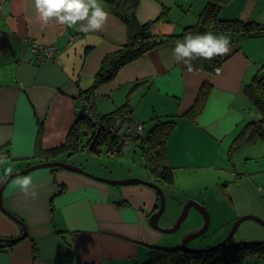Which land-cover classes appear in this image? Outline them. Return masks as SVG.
<instances>
[{
	"label": "crops",
	"instance_id": "obj_1",
	"mask_svg": "<svg viewBox=\"0 0 264 264\" xmlns=\"http://www.w3.org/2000/svg\"><path fill=\"white\" fill-rule=\"evenodd\" d=\"M213 2L139 0L136 16L141 25L154 23L149 32L152 36H179L196 25L205 7ZM99 3L109 13L108 19L99 30L82 31L87 20L69 27L53 17L45 24L35 0H0V186L9 175L8 168L13 173L51 161L83 168L104 179L152 181L147 170L141 175L134 169L135 162L126 158L113 170L109 165L116 160L100 157L84 166L76 152H55L65 145L69 130L79 121L84 93L103 59L126 41L124 24L103 0ZM216 17L262 24L264 0H222ZM208 32L230 38V51L215 56L221 61L215 73L205 70L207 59L202 57L190 63H185L187 58L177 60L174 49L184 39L175 38L123 66L111 82L95 89L94 109L99 116L107 115L127 104L133 121L148 123V129L156 123L155 118L175 120L165 141L171 167L180 155H193L197 149H205L200 156L212 155L215 147L222 156L231 151L233 166L241 153L237 150L243 148L245 158L243 163L240 158L238 161L244 170L236 175L240 182L250 180L237 186L243 199L238 204L239 215L264 220V142L253 137L237 144L243 139L245 126L255 119L249 113L253 104L243 90L255 76L264 81V35L242 37L219 29ZM34 43L54 45L55 57L37 62L31 49ZM203 85L208 86L205 101L190 115ZM81 149L84 147L78 151ZM136 150L126 154L133 157ZM102 152L107 159L112 158ZM248 162H253L251 168ZM22 177H31L35 197L25 195L14 183ZM1 201L27 234L10 244L9 252L0 249V264H143L163 239L148 225L157 196L143 185L114 186L61 168H40L13 178ZM167 227L171 226H162ZM22 230L0 210V238L15 239ZM252 230L255 239L264 241L263 228Z\"/></svg>",
	"mask_w": 264,
	"mask_h": 264
},
{
	"label": "trees",
	"instance_id": "obj_2",
	"mask_svg": "<svg viewBox=\"0 0 264 264\" xmlns=\"http://www.w3.org/2000/svg\"><path fill=\"white\" fill-rule=\"evenodd\" d=\"M109 11L117 17L126 28V41L116 52L107 55L93 78L91 87L84 93L86 97H92L95 89L111 82L117 72L125 65L139 59L149 50L165 41H174L175 38L184 39L186 35L205 34L208 29L228 31L242 37H253L264 35V23L241 22L238 19L220 20L216 17L218 3L222 0H214L209 3L201 14L199 22L188 27L179 36H165L163 38L152 36L151 25L154 23L139 24L136 16L139 0H103ZM157 18L155 22L159 21ZM215 28V29H214ZM218 58L207 59L205 70L208 73H215L219 66ZM208 86L203 85L198 96L191 107L189 114L198 112L207 96ZM244 94L251 101L258 113L256 121L251 120L241 132L243 139H238L240 145L253 137L260 138L264 142V81L255 76L252 81L245 85ZM126 116L117 126L115 120ZM79 121L69 130L65 145L55 150L60 152H77L82 148L84 137L92 153H100L101 150L109 151L108 157L123 155L120 151L119 138L122 135L128 137L130 131L128 126L133 119L128 114V105L124 104L114 112L107 115L91 116L85 113L84 107L80 112ZM156 123L146 129L142 125L140 136L128 137L130 142L141 149L144 157V166L151 176L153 183L163 190V187H171L174 183V169L168 164L165 141L176 124L175 120L155 118ZM114 125V127H113ZM126 125V128H124ZM108 126L107 130L103 127ZM124 131L127 133L121 132ZM39 153L40 148L35 150ZM202 237V236H201ZM200 237V238H201ZM241 243L239 245H227L211 252L198 255H187L179 249L154 248L146 264H242L251 257L260 260L264 264V241Z\"/></svg>",
	"mask_w": 264,
	"mask_h": 264
},
{
	"label": "rangeland",
	"instance_id": "obj_3",
	"mask_svg": "<svg viewBox=\"0 0 264 264\" xmlns=\"http://www.w3.org/2000/svg\"><path fill=\"white\" fill-rule=\"evenodd\" d=\"M250 110L251 112L249 113L255 117L254 121H256L258 115L256 114L255 107L252 106ZM144 126L146 129L149 128L148 123H145ZM124 128H126V125H124ZM124 128L121 131L122 133ZM124 133L126 132L124 131ZM83 147L84 149L77 151L76 155L84 166L97 162L96 159L101 157L100 159H105L107 161L116 160V162L109 165L110 169L116 170L120 166L118 161L122 158H126L129 163L132 162L134 164L135 162L134 169H136L137 172H140L141 175L146 174V168L144 163L141 162V152L138 147L135 148L131 145V148L137 149L136 152L132 154L134 155L133 157L126 154L129 152H124L123 155L109 159L105 157L103 152H100L101 154L99 155L92 154L85 139H83ZM215 149L212 155L206 154L200 156L199 154H202L205 149H197L193 155H180L184 158L179 157L180 160L177 161L175 167H172L174 168L173 185L171 187H163L165 208L158 221L159 227L164 225L172 226L181 214L185 204L189 201L196 202L203 206L209 214L210 223L207 231L201 238L192 240L188 243L191 249H206L217 244L228 235L233 223L238 218L246 216L239 215L238 204L239 202L241 203L243 199L240 194V189L237 186H242L244 183L243 181H249L250 178L240 182V179L236 175V173L238 175L243 173L244 167L238 160L239 158L242 159L241 162L243 163L245 150L243 148L237 150V152L240 151L241 153L237 155V162H234L236 167L234 168L232 162L229 161L230 158L232 159L231 151L229 153L226 151L225 156H222L223 152L217 154ZM248 165H250L251 168L253 162H248ZM129 166L133 168V165L129 164ZM202 226L203 216L199 211L192 208L188 211L186 219L182 222L177 231L174 233L162 234L163 239L160 241L157 248L178 249L181 246V241L184 236L198 231ZM254 227L261 226L253 220L243 221L226 244L227 247L239 245L241 243L260 242L255 239L256 237L252 230ZM262 263L263 262L260 260L251 257L242 264ZM143 264H146V262Z\"/></svg>",
	"mask_w": 264,
	"mask_h": 264
},
{
	"label": "clouds",
	"instance_id": "obj_4",
	"mask_svg": "<svg viewBox=\"0 0 264 264\" xmlns=\"http://www.w3.org/2000/svg\"><path fill=\"white\" fill-rule=\"evenodd\" d=\"M35 7L45 24L53 17L58 23L69 27L78 21L87 20V25L81 27L82 31L101 29L109 16L99 0H35ZM230 46V38L225 34L214 35L208 32L203 35H186L183 42L176 43L174 55L177 60L187 58L185 63H190L194 58L212 59L225 55L230 51ZM6 173L10 174L11 168L6 169ZM14 183L25 195L35 197V185L31 177L18 178Z\"/></svg>",
	"mask_w": 264,
	"mask_h": 264
},
{
	"label": "water",
	"instance_id": "obj_5",
	"mask_svg": "<svg viewBox=\"0 0 264 264\" xmlns=\"http://www.w3.org/2000/svg\"><path fill=\"white\" fill-rule=\"evenodd\" d=\"M40 168H61V169L66 170V171L75 172V173L85 175V176L90 177L96 181H99V182H102V183H105L108 185H114V186L143 185V186H146V187L152 189L157 196L158 207H157V210L150 216L149 221H148V225L150 228H152L155 231H158L161 234H169V233H174L175 231H177L179 229L180 225L182 224V222L186 219V217L188 215V211L192 208L196 209L203 216V226L198 231L190 233V234H188L182 238L181 246H180L179 250L185 254L198 255V254H203L206 252H211V251L216 250L220 247H223L224 245H226L228 243V241L234 235V233L236 232V230L238 229L240 224L245 220H253L264 229V220H262L259 217H255L253 215H246V216L238 218L233 223L230 232L222 241H220L217 244H215L211 247H208L206 249H194V248L191 249L188 246V243L192 240L200 238L207 231V229L209 227L210 217H209L207 210L203 206L199 205L196 202H192V201L187 202L185 204V206L183 207L181 214L179 215V217L177 218L175 223L171 227L162 228V227H159L158 221L161 218L163 211H164V208H165V196H164L163 190L157 184L153 183L152 181H146V180H141V179L139 180L137 178H135V179H123V180H110V179H104V178H100V177H94V176L90 175L89 173L85 172L81 168L74 167L71 165H66V164H64L62 162H58V161L57 162L51 161V162L34 164V165L28 167L27 169L13 172V173L9 174L4 179V181L2 182V184L0 186V210L5 215H7L11 219H13L17 224L21 225L23 228V230H22L23 233L21 236L15 238V239L0 238V243L14 244L16 242H19L23 238H25L26 234H27L26 228L21 224V222L19 220H17L16 218L12 217L10 215V213L7 212L6 209L3 207L1 198H2V193H3L4 188L16 176L24 175V174H27V173L33 171V170H37Z\"/></svg>",
	"mask_w": 264,
	"mask_h": 264
},
{
	"label": "built area",
	"instance_id": "obj_6",
	"mask_svg": "<svg viewBox=\"0 0 264 264\" xmlns=\"http://www.w3.org/2000/svg\"><path fill=\"white\" fill-rule=\"evenodd\" d=\"M31 49L35 53V58L37 62H42L46 58L55 57L57 53V48L54 45L45 46V45H39V44L34 43L31 45ZM94 104H95V101L93 100L92 97H86L83 102V107H84V111L86 114L96 117L97 114L94 109ZM125 117L126 116H123L122 118H117L114 122L115 125L117 126V124H119ZM103 129L107 130L108 126H104ZM128 129L130 131V135H128V137L140 136V134L142 133V125L134 121H132V123L129 124ZM128 137H126L125 135H122L119 138V143L121 144L120 151L128 150V148L132 144L129 140L130 138ZM109 153H110L109 151H106L107 155ZM99 264H104V263H99Z\"/></svg>",
	"mask_w": 264,
	"mask_h": 264
},
{
	"label": "flooded vegetation",
	"instance_id": "obj_7",
	"mask_svg": "<svg viewBox=\"0 0 264 264\" xmlns=\"http://www.w3.org/2000/svg\"><path fill=\"white\" fill-rule=\"evenodd\" d=\"M132 146H134L133 144H131ZM131 145H130V147L128 148V150H125V152L126 151H129V150H133V148H131ZM102 151V150H101ZM71 153V152H70ZM54 162H57V161H54ZM59 162V161H58ZM157 207H158V199H157V205L155 206V209L151 212V214H150V216L157 210ZM150 216H149V218H150ZM0 246H3L2 248H0V249H3V250H1L2 252L3 251H5V252H9L10 251V244H6V243H3V244H1L0 243ZM154 248H157V247H154ZM179 249V248H178ZM183 253V252H182ZM187 255H192V254H187Z\"/></svg>",
	"mask_w": 264,
	"mask_h": 264
}]
</instances>
